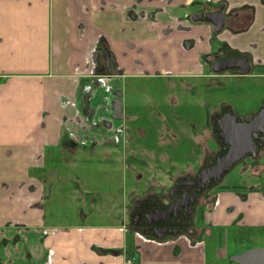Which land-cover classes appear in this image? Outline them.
Segmentation results:
<instances>
[{"label": "crops", "instance_id": "crops-1", "mask_svg": "<svg viewBox=\"0 0 264 264\" xmlns=\"http://www.w3.org/2000/svg\"><path fill=\"white\" fill-rule=\"evenodd\" d=\"M218 10L225 18L218 32L212 21L192 18ZM98 41L108 65L97 56ZM230 56L247 58L249 73L211 68ZM108 67L113 74H101ZM148 78L168 92L187 86L194 97L199 90L205 109L228 104L243 117L253 114L264 103V0H0V264H46L49 252L54 264H220L225 258L207 250L210 232L220 227L208 220L187 234L190 243L185 234L145 240L127 227L120 203L91 206L87 187L78 188L67 208L50 199L51 179L61 178L52 168L57 160L79 164V150L123 147L125 87ZM219 78L241 79V99L260 105L238 111L222 97L210 104ZM105 154L93 158L116 166L114 154ZM246 166L256 181L243 201L256 205L239 231L264 232V146ZM220 202L221 195L201 209L215 215Z\"/></svg>", "mask_w": 264, "mask_h": 264}, {"label": "rangeland", "instance_id": "rangeland-1", "mask_svg": "<svg viewBox=\"0 0 264 264\" xmlns=\"http://www.w3.org/2000/svg\"><path fill=\"white\" fill-rule=\"evenodd\" d=\"M217 80L221 85H217L216 82L213 84V88L217 86L219 88L215 96H213L214 91L213 97H210V104L216 105L222 97L237 110L260 105L259 102L241 99V95L236 90V84L241 79ZM143 81L132 80L125 87L123 98L125 130L122 148H101L95 150L96 152L79 150L82 153L80 160H83L79 164H65L63 160L54 163L52 168L61 178L54 175L51 179L49 185L54 192L50 194V199L58 208L70 206V200L73 201L79 196L78 188L84 186L94 198V201L90 202L91 206L96 201L102 200L106 206H110L113 202L117 205L120 203L124 221L131 229L127 217L136 199L146 191L151 194L161 193L160 197L165 195L177 175L183 174L188 169L192 171L198 169L203 160L200 156L206 153L205 147L212 154L218 150V144L209 124L213 108L205 109L201 99L202 93L199 90H196L194 92L196 96L192 97L190 95L192 90L189 87L181 86L179 89L173 86L172 92H178L173 94L168 92V86L162 87L154 79L148 78ZM205 104L208 106L207 103ZM61 150L58 149L59 152ZM107 150L114 154L110 156H113L112 160L118 162L116 166H106L93 158L98 156L105 159ZM93 152L95 153L92 154ZM253 161H255L253 158L246 157L242 163L225 174L221 183L211 190V197L203 207L209 210L208 208L215 205L217 197L221 195V202L216 210L218 212L212 216L205 214L201 219L199 217L195 224L204 227L206 225L204 223L208 220L212 225L220 226L210 232V239L207 238L206 243L209 254L214 256L216 249L220 252V256H225L220 264H237L230 259L232 255L250 248L264 247V232L239 231L242 229L240 225L249 222L250 210L256 205V203L247 204L242 196L246 195V188L256 181V175L251 173L250 168L247 169L248 166L242 169L246 162L251 164L250 162ZM120 165L122 168H119ZM74 175L82 176L84 181L75 179ZM54 178L57 180L52 181ZM108 192H114L116 195L111 199L108 197ZM161 198L166 200L164 197ZM242 215L245 217L242 218ZM57 216L61 217V214L58 213ZM62 217L64 218L63 215ZM212 220L214 223L211 222ZM218 255L219 253L215 254Z\"/></svg>", "mask_w": 264, "mask_h": 264}, {"label": "flooded vegetation", "instance_id": "flooded-vegetation-1", "mask_svg": "<svg viewBox=\"0 0 264 264\" xmlns=\"http://www.w3.org/2000/svg\"><path fill=\"white\" fill-rule=\"evenodd\" d=\"M97 46L98 43L96 45V52ZM106 54L108 55L109 60V53L107 50L103 53L105 58ZM231 57L238 58L236 56H230L218 61H224ZM108 60L107 65L109 63ZM109 69L110 68L108 67L100 72L101 74H113L109 73ZM231 69L236 70L238 73L237 68L225 69L222 70V72ZM97 70L98 69H96V72H98ZM112 72H114L113 68ZM119 102L121 103L120 100ZM259 108L254 113H256ZM251 115L244 117V120H251ZM233 116L236 117V123H234L232 120V124H230L229 120ZM241 117L242 116L237 114L228 104H220L217 108L212 109L209 124L211 125L212 135L218 144V150L214 154L209 151L207 156L203 158L202 164L196 171L186 170V172L183 174L177 175L166 191V194L162 196L164 199H166L165 202H163V199L160 197V195L151 194L149 191H146L144 194H142V196L133 202L132 207L128 212L127 218L132 228L138 230V234H141L143 237L147 238H166L183 234H185V236L195 235L197 230V226L195 224L199 217L201 219L205 215L201 208H203L208 199H210L211 190L221 183L225 174H227L239 163H242L246 157H251L255 160L250 162V166L254 164L257 161L258 156L264 146V134L257 133V136L254 138V143L257 147L256 157H252V155L249 153L236 164H234L220 179L212 177L209 180L202 181L204 176L202 172L205 174L206 170H209L213 165H215L217 159L223 157L228 151V144L221 136L220 126L231 130L236 124L242 121ZM257 126L259 127L261 125L257 124ZM254 166L255 165H253L252 168H254ZM251 173H253L252 170ZM175 203H178V207L176 209H173V207L172 210L167 212L166 215L157 213L159 211L168 209V207Z\"/></svg>", "mask_w": 264, "mask_h": 264}, {"label": "water", "instance_id": "water-1", "mask_svg": "<svg viewBox=\"0 0 264 264\" xmlns=\"http://www.w3.org/2000/svg\"><path fill=\"white\" fill-rule=\"evenodd\" d=\"M193 19L212 21L217 32L222 29L223 22L225 20L222 10H218L217 12L211 14L201 12L194 15ZM106 59L108 60L107 54ZM212 68L216 72L230 68H237L238 74L244 75L249 73L250 64L248 63L247 58L231 57L224 61L215 62ZM235 119V116L231 117L229 120L230 124H232V120L236 123ZM241 119L242 121L236 124L231 130L220 126L221 136L228 144V151L223 157L218 158L216 164L209 170H206L205 174L202 172L204 175L202 181L209 180L212 177L220 179L234 164L249 153L252 157L257 156V147L254 143V138L257 136V133L264 134V103L256 113L251 115V120L245 121L243 116ZM256 123L261 126L258 127ZM177 207L178 203H175L168 207V209L157 213L166 215L167 212L172 210V208L176 209ZM230 259L237 264H264V247H255L244 250L232 255Z\"/></svg>", "mask_w": 264, "mask_h": 264}, {"label": "trees", "instance_id": "trees-1", "mask_svg": "<svg viewBox=\"0 0 264 264\" xmlns=\"http://www.w3.org/2000/svg\"><path fill=\"white\" fill-rule=\"evenodd\" d=\"M104 51H106V46L103 43V41H99L98 46H97V56H99V57L103 56ZM97 71L100 72L99 70H97ZM109 73H113L111 67L109 69Z\"/></svg>", "mask_w": 264, "mask_h": 264}, {"label": "built area", "instance_id": "built-area-1", "mask_svg": "<svg viewBox=\"0 0 264 264\" xmlns=\"http://www.w3.org/2000/svg\"><path fill=\"white\" fill-rule=\"evenodd\" d=\"M138 235H139L141 238H143V239L146 240V238H144L141 234H138ZM185 239L188 241V243H190V239H189L188 236H185ZM131 260H132V258H128V259H127V263H130ZM46 264H54V263L52 262V254H51V252H49V253L47 254V256H46Z\"/></svg>", "mask_w": 264, "mask_h": 264}]
</instances>
